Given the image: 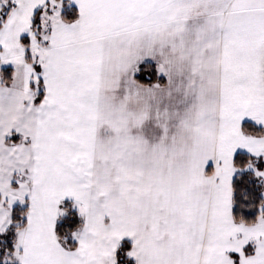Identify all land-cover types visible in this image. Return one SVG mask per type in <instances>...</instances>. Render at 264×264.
<instances>
[{
	"label": "snow or ice",
	"instance_id": "snow-or-ice-1",
	"mask_svg": "<svg viewBox=\"0 0 264 264\" xmlns=\"http://www.w3.org/2000/svg\"><path fill=\"white\" fill-rule=\"evenodd\" d=\"M0 264H264V0H0Z\"/></svg>",
	"mask_w": 264,
	"mask_h": 264
}]
</instances>
